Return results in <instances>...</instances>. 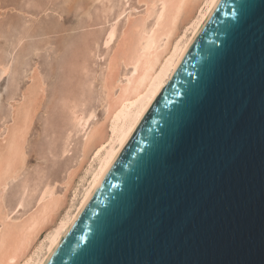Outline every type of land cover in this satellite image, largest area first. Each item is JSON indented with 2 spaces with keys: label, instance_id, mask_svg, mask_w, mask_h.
<instances>
[{
  "label": "water",
  "instance_id": "95a60500",
  "mask_svg": "<svg viewBox=\"0 0 264 264\" xmlns=\"http://www.w3.org/2000/svg\"><path fill=\"white\" fill-rule=\"evenodd\" d=\"M42 264H264V0H217Z\"/></svg>",
  "mask_w": 264,
  "mask_h": 264
},
{
  "label": "bare ground",
  "instance_id": "6f19581e",
  "mask_svg": "<svg viewBox=\"0 0 264 264\" xmlns=\"http://www.w3.org/2000/svg\"><path fill=\"white\" fill-rule=\"evenodd\" d=\"M78 1L61 2L71 10ZM93 1L95 17L89 12L93 18L81 25V44H75L67 64L66 89L56 98L62 120L72 122L65 125L54 154L67 158L64 165L52 170L40 165L31 174L27 170L30 134L47 98L39 64L32 65L25 87L10 95L11 109L0 115V264L44 262L217 0ZM6 9H0V18ZM49 32L33 21L15 44L32 39L30 49L38 51L35 39ZM64 41L73 43L67 37ZM96 57L102 62L93 67ZM6 66L2 64L0 79L10 71ZM20 177L18 194L9 204L10 184Z\"/></svg>",
  "mask_w": 264,
  "mask_h": 264
},
{
  "label": "rangeland",
  "instance_id": "374dc122",
  "mask_svg": "<svg viewBox=\"0 0 264 264\" xmlns=\"http://www.w3.org/2000/svg\"><path fill=\"white\" fill-rule=\"evenodd\" d=\"M61 1L63 0H0V9L5 10L7 8L6 15L0 18V72L2 71V64L4 63L10 70L8 71L9 73L7 72L3 76V79H0V92H2L0 94V115L11 109L9 105L10 95L19 91L20 88L25 87L28 83L27 75L30 73L32 65L36 63L40 65L47 81V98L36 117L31 131L32 136L30 134V157L27 168L30 174L34 173L40 165L45 170H52L55 166L61 168L67 160V158L54 155L63 142L68 127H65V125L72 124L71 121L64 122L62 120V111L60 104L57 105L56 98L58 96L57 93L66 89L67 64L72 58L75 44H81L80 35L83 30L81 25L85 20L93 18L88 16L89 12H91L92 16L95 15L93 12H95L94 4L96 2L93 0H85V2L84 0H79L71 10H68V3L63 4ZM131 1L134 3V0ZM43 5L44 7H42ZM86 13L88 14L86 15ZM33 21L37 24L42 22L45 29L50 30L47 35H42L35 39L38 45L41 46V49L38 51H32L30 49V43L35 42L32 39H25V42L21 46H16L15 44L19 33L24 32L27 24ZM66 37L68 41H73V43L66 45L68 44V42L66 43L64 41ZM49 41L52 45L47 43ZM101 47H103L102 42ZM27 49H30L31 53ZM99 58L92 59L93 67H98L101 64L102 61ZM77 77L78 75H76ZM78 87L76 85L75 90ZM0 124L2 123L0 122ZM54 146H56V149L54 148L55 151L51 153L49 148H53ZM57 173H61V171L59 170ZM22 178L20 177L10 184L7 193V201L9 204L14 203Z\"/></svg>",
  "mask_w": 264,
  "mask_h": 264
}]
</instances>
